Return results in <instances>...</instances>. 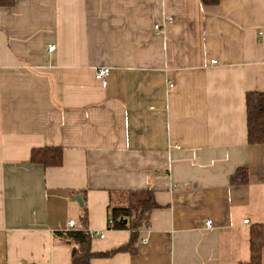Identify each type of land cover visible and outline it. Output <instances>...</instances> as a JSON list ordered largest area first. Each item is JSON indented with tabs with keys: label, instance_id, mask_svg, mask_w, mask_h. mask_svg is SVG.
I'll return each instance as SVG.
<instances>
[{
	"label": "crops",
	"instance_id": "obj_1",
	"mask_svg": "<svg viewBox=\"0 0 264 264\" xmlns=\"http://www.w3.org/2000/svg\"><path fill=\"white\" fill-rule=\"evenodd\" d=\"M102 68L106 86L94 78ZM249 92L264 94V0L0 7V264H71L53 233L78 225L82 210L93 253L126 245L128 230L108 228L110 210L143 191L158 208L136 254L89 264L248 261L249 229L264 227V145L247 143ZM39 148H60L62 165L31 164ZM240 168L248 184L232 186Z\"/></svg>",
	"mask_w": 264,
	"mask_h": 264
},
{
	"label": "trees",
	"instance_id": "obj_2",
	"mask_svg": "<svg viewBox=\"0 0 264 264\" xmlns=\"http://www.w3.org/2000/svg\"><path fill=\"white\" fill-rule=\"evenodd\" d=\"M204 6L217 5L219 0H199ZM14 0H0V7H11ZM247 143L249 146L264 145V94L249 92L245 95ZM29 162L44 169L58 168L63 162V152L60 148L33 149ZM232 186L248 184V170L240 168L230 178ZM128 207H112L110 210L111 224L109 229L128 230L129 242L110 252L95 254L91 250V236L88 230V214L82 210L78 225L65 231L54 232L53 237L71 248V264H89L94 258L112 257L117 253L136 254V243L140 233L149 225L150 212L158 205L151 192L129 193ZM127 220V224H123ZM249 259L239 264H262L264 248V227L256 224L248 233Z\"/></svg>",
	"mask_w": 264,
	"mask_h": 264
},
{
	"label": "built area",
	"instance_id": "obj_3",
	"mask_svg": "<svg viewBox=\"0 0 264 264\" xmlns=\"http://www.w3.org/2000/svg\"><path fill=\"white\" fill-rule=\"evenodd\" d=\"M172 23H173V19L172 18H167L166 21H165V25H169V24H172ZM164 29H165V26L163 28H161L159 25L154 26V30H157V31L164 30ZM260 36H261V34H260ZM54 50H55V47L54 46H49L48 47V51L49 52H53ZM213 63H215V62L213 61ZM109 72H110V70L107 69V68L98 69L94 73V78L97 81H99L102 84V86H106L107 85V78H108ZM169 88H172V85L171 84H170ZM244 223L247 224L248 221L245 220ZM110 224H111V219L108 221V226ZM205 226H206V228L210 229L212 227L211 221H207L205 223ZM75 227H76V222L75 221H69L68 222L67 229H72V228H75ZM146 233L147 234L149 233V229L146 230ZM95 235L97 236L98 234H94L93 237ZM98 237L102 239V238H104V234H100V235H98ZM141 242H142V244H146L147 243V238L142 239Z\"/></svg>",
	"mask_w": 264,
	"mask_h": 264
},
{
	"label": "water",
	"instance_id": "obj_4",
	"mask_svg": "<svg viewBox=\"0 0 264 264\" xmlns=\"http://www.w3.org/2000/svg\"><path fill=\"white\" fill-rule=\"evenodd\" d=\"M75 201H76L81 207L84 206V203H83V201H82L81 196H77V197L75 198ZM123 223H126V222H123Z\"/></svg>",
	"mask_w": 264,
	"mask_h": 264
}]
</instances>
